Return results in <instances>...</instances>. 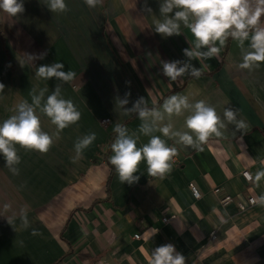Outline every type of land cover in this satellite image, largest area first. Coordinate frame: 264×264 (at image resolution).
Wrapping results in <instances>:
<instances>
[{"label": "crops", "instance_id": "0c3cea01", "mask_svg": "<svg viewBox=\"0 0 264 264\" xmlns=\"http://www.w3.org/2000/svg\"><path fill=\"white\" fill-rule=\"evenodd\" d=\"M65 2L64 13H52L48 0H24L25 11L15 17L0 11V83L5 86L0 122L15 114L21 101L31 103L33 89L38 94L47 88L45 98L52 93L61 82L38 78L35 69L55 62L76 73L62 85V96L81 113L46 154L17 145L18 175L0 154V264H149L151 251L168 243L185 256V264H264V205L256 200L264 194V179L259 186L254 181L264 169V64L252 71L239 68L241 52L229 38L218 59L202 61L199 78L169 81L161 61L187 60L183 49L194 37L183 26L179 36L155 32L160 0H147L151 14L144 10L145 0H103L93 9L84 0ZM192 64L201 67L197 60ZM126 93L127 108L140 97L150 108L160 107L174 94L204 100L222 120L231 107L246 127L224 121L222 135L209 137L199 150L157 132L177 148L171 172L164 178L148 175L142 162L140 179L121 184L106 147L116 123L139 134L140 119L118 101ZM37 114L42 130L54 134L50 119L39 109ZM187 114L172 118L175 130H187ZM104 118L110 120L107 126L101 124ZM92 132L95 141L74 163L77 138ZM149 138L140 134L137 146ZM244 170L250 183L241 175ZM189 184L201 193L199 200ZM214 187L235 201L252 196L256 203L244 212L235 203L221 207ZM23 206L31 227L25 229L18 218L9 225L5 217ZM163 217L174 219L163 223Z\"/></svg>", "mask_w": 264, "mask_h": 264}, {"label": "clouds", "instance_id": "9594fccd", "mask_svg": "<svg viewBox=\"0 0 264 264\" xmlns=\"http://www.w3.org/2000/svg\"><path fill=\"white\" fill-rule=\"evenodd\" d=\"M90 8L102 5L103 0H84ZM48 9L52 13H64L69 10L65 0H48ZM144 10L152 13V9L144 3ZM0 11L17 16L25 11L24 0H0ZM159 18L154 21L153 28L162 37L179 36L181 27L190 30L194 41H189L191 47L183 49L187 60L161 61L162 74L169 81H177L185 75L199 78L203 74V60L219 57L226 41L231 38L237 42L240 49L242 62L239 68L252 71L264 64V0H160ZM246 41L248 42L245 47ZM32 58V57H31ZM40 58H43V54ZM193 60L200 62L197 68ZM35 76L44 80L55 78L58 83L50 95L47 88L40 89L38 94L35 89L30 93L32 102L21 101L15 107V114L0 122V154L5 160V166L14 174H19L17 167L21 157L17 152V145L29 151L46 154L53 146L54 139L60 138V132L70 125L76 124L81 113L70 99L62 96V85L72 82L76 73L72 70L64 71V64L55 62L40 65L35 69ZM5 86L0 83V92ZM128 96L119 99L121 108L128 114H136L141 124L138 133H129L127 127L120 123L114 126L115 139L111 144L112 155L110 164L114 167L121 184L132 185L140 176L139 166L142 162L147 165V173L151 176L164 178L172 170L173 158L178 154L175 146H169L167 140L174 144H182L199 150L211 136H221V129L228 124H234L238 129L246 127L245 121L238 119L237 110L225 108L223 120L216 109L204 100L190 102L186 95L174 94L163 100L160 107H149L144 97L132 103V107H125ZM43 101V103H42ZM37 109L50 119L56 132L49 134L42 130L41 119ZM186 131L175 130L172 123L174 116H184ZM167 121V122H165ZM161 135H155V133ZM140 134L150 137L147 143L138 147ZM96 139L92 132L77 138L74 149L75 163ZM264 179V169L255 173L254 181L259 186V181ZM264 205V194L256 198ZM5 209L9 205H4ZM5 217V216H3ZM9 225H13L18 218L21 225L27 229L31 227L27 215V206L19 209L18 214L5 217ZM32 234L38 231L32 229ZM185 256L178 252L171 243L161 245L151 251L149 264H185Z\"/></svg>", "mask_w": 264, "mask_h": 264}, {"label": "built area", "instance_id": "2783aa9c", "mask_svg": "<svg viewBox=\"0 0 264 264\" xmlns=\"http://www.w3.org/2000/svg\"><path fill=\"white\" fill-rule=\"evenodd\" d=\"M109 123H110V120L108 118H104V119L101 120V124L103 126H107ZM176 161L177 160L174 157L173 158V162H176ZM241 175H242L243 179L247 183H250L252 181V177H251L250 173L247 170H244L241 173ZM189 190H190L191 195H192L194 200H199L201 198V193L199 192V190L196 188L195 185L189 184ZM212 193H213V195L215 197H217V202H218L219 206L226 207L229 204L235 203L236 206H237L238 211H240V212H244L246 209H248L249 207L253 206L256 203L255 198L252 197V196L247 197V200H246L245 203L240 202V201H235L232 196H230L228 194H223L222 193V188H220V187H214L212 189ZM173 219H174V217H172V218L163 217L162 218V222L163 223H170V222L173 221ZM133 238L135 240H138V239H140V235H134ZM210 239L211 240L215 239V232H212L210 234ZM101 264H110V263L102 262Z\"/></svg>", "mask_w": 264, "mask_h": 264}, {"label": "trees", "instance_id": "16d2710c", "mask_svg": "<svg viewBox=\"0 0 264 264\" xmlns=\"http://www.w3.org/2000/svg\"><path fill=\"white\" fill-rule=\"evenodd\" d=\"M115 133L112 132L109 136V141H108V144H107V147H106V154H108L110 151H111V144L113 143L114 139H115Z\"/></svg>", "mask_w": 264, "mask_h": 264}]
</instances>
